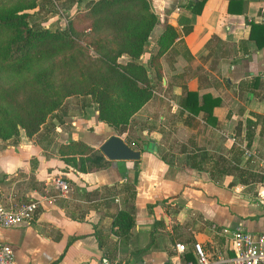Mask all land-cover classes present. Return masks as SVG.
Instances as JSON below:
<instances>
[{"label":"crops","instance_id":"0c3cea01","mask_svg":"<svg viewBox=\"0 0 264 264\" xmlns=\"http://www.w3.org/2000/svg\"><path fill=\"white\" fill-rule=\"evenodd\" d=\"M59 1L63 11L47 23L67 21L92 0ZM188 1L150 0L159 21L141 62L146 66L155 51L163 22L178 37L160 58L161 89L131 118L139 140L99 121L95 103L85 96L76 98V112L68 111L67 97L31 138L20 129L17 138L0 140V203L39 202L30 223L0 227V241L14 250L15 264H101L104 256L121 264H185V255L195 261V241L212 262L232 257L224 228L264 232V187L256 181L253 190L225 169L227 162L235 168L251 162L243 148L264 157V36L255 33L261 46L250 36L251 22L264 24V0H243L237 13L228 10L229 0H206L200 14L184 7ZM183 88L219 99L215 124L206 123L203 112L182 111ZM111 135L132 148L140 143V158L110 160L107 168L89 172L59 158L60 143L80 139L99 147ZM170 135L181 136V143L186 137L178 153L169 146ZM59 178L73 188L66 197L58 195ZM131 206L133 226L120 237L112 220ZM176 243L184 244V253Z\"/></svg>","mask_w":264,"mask_h":264},{"label":"trees","instance_id":"16d2710c","mask_svg":"<svg viewBox=\"0 0 264 264\" xmlns=\"http://www.w3.org/2000/svg\"><path fill=\"white\" fill-rule=\"evenodd\" d=\"M205 1L190 0L184 7L200 14ZM242 1L229 0L228 10L242 11ZM40 7L38 0H0V140L17 138L20 129L31 138L70 96L89 97L99 121L125 132L132 116L160 84V58L177 39L176 28L163 22L156 49L145 66L138 59L159 21L150 0H92L55 29L29 24ZM250 25V36L261 46L255 33L264 36V24ZM190 30L185 28V33ZM178 103L182 111L203 112L206 123L215 124L213 108L219 105L218 98L183 88ZM137 145L134 149L141 150ZM57 152L65 164L80 172L111 163L99 147L80 139L60 143ZM160 157L167 162L164 155ZM125 189L133 186L127 183ZM133 223L131 206L117 211L112 227L118 236L126 237ZM185 256L186 262L193 259Z\"/></svg>","mask_w":264,"mask_h":264},{"label":"built area","instance_id":"2783aa9c","mask_svg":"<svg viewBox=\"0 0 264 264\" xmlns=\"http://www.w3.org/2000/svg\"><path fill=\"white\" fill-rule=\"evenodd\" d=\"M243 151L246 159L256 165L255 173L259 176V184L264 187V157L246 148H243ZM56 188L58 195L62 197H66L73 190L72 186L62 178L56 180ZM262 198H264V191ZM38 208L39 202L35 200L9 206L0 203V227L8 228L30 223L34 220ZM222 232L230 234V250L233 253L230 259L216 258L212 262L209 261L202 244L195 241L192 244L195 261L189 260L185 264H220L224 261L230 264H264V232L254 233L240 227L233 230L224 228ZM174 247L178 253H184L186 250L184 244L181 243H176ZM100 262L101 264H121L118 260H112L107 256L102 257ZM0 264H15L14 250L3 241H0Z\"/></svg>","mask_w":264,"mask_h":264},{"label":"rangeland","instance_id":"374dc122","mask_svg":"<svg viewBox=\"0 0 264 264\" xmlns=\"http://www.w3.org/2000/svg\"><path fill=\"white\" fill-rule=\"evenodd\" d=\"M52 1L51 3L48 1V3H46L45 5L42 4L43 0H38V4L41 6L40 9H35V13H33V15L29 18V24H33L35 26L37 25H42V26H47L50 29H55L58 27H61L63 25H65L66 21L62 20L59 22H55L53 21V23H47L46 21L48 20L49 17L55 15V13H58L60 11H63L64 9V5H62V3L59 0H50ZM59 14V13H58ZM141 58V57H140ZM140 58L138 59V61L140 63L141 60ZM161 89L160 88V84H158V86H156V90ZM81 96H70L71 99L66 100L67 104H69V108L68 111L70 112H76L78 111V106L80 105L79 100L76 98H80ZM89 98V97H88ZM91 100V99H90ZM135 121H131L129 123V125L127 126V135L126 137L128 139H133V140H139L136 130L138 128V124L134 123ZM129 129V130H128ZM181 136L179 135H170L168 136V142H169V146H171L174 151H176L177 153L179 151H181L182 147L180 146V144H184L183 142L185 141V136L182 137V143L179 141V138ZM181 139V138H180ZM138 142H136L137 144ZM139 148L142 150V146L140 145V143H138ZM163 150H165L163 148V146H161V153H164ZM184 155L181 156H177L175 159L181 160L180 158H184ZM249 161V159H246ZM227 167L225 168L228 172H232L234 175H237V177L239 178L240 181L247 183V186L250 187L251 189H255V185H256V181H259V176L255 173V169H256V165L253 164L252 162H248L246 163V161L243 163V167H234L232 164H230L229 162L226 163Z\"/></svg>","mask_w":264,"mask_h":264},{"label":"water","instance_id":"95a60500","mask_svg":"<svg viewBox=\"0 0 264 264\" xmlns=\"http://www.w3.org/2000/svg\"><path fill=\"white\" fill-rule=\"evenodd\" d=\"M100 151L108 160H138L141 150L129 146L117 135L109 136L99 146Z\"/></svg>","mask_w":264,"mask_h":264}]
</instances>
